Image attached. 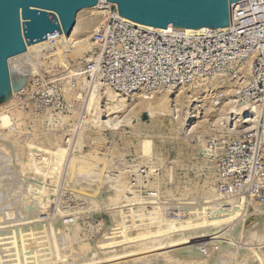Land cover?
<instances>
[{
  "label": "rangeland",
  "instance_id": "1",
  "mask_svg": "<svg viewBox=\"0 0 264 264\" xmlns=\"http://www.w3.org/2000/svg\"><path fill=\"white\" fill-rule=\"evenodd\" d=\"M247 20L248 19L244 18V21H247ZM263 24L264 23H262V25ZM260 26L261 25L256 26L255 27L256 29L253 31L246 30V31H250L249 33L257 34V36H256L257 39H255L254 41H252V40L248 41L250 43V45L244 44V41H243L244 37H240V38L235 37V38H232L231 40H227V39H229V36L223 37L222 39L224 41L221 42V44H218L217 42L215 44L213 42L204 43V45H207L211 49V55L214 57V59L211 60L209 62V64H207L206 69L204 70V74L205 73L206 74H208V73L220 74L217 76L220 77V79L223 80V82H225L226 84L224 83L222 86L220 85L218 87L215 86L214 87L215 89L212 87V89H214V90L207 87L208 89H206V91L208 93L209 92L210 93L208 94V96L205 97V98H207L205 100V102L208 101L209 103H211L214 109L212 108L213 110H210V112L208 113V119H207L208 121L204 123V125H206V124L207 125L206 126L203 125L202 126L203 128L197 132L199 134H196L197 136L195 135V137H193V138H191L192 135L191 136L188 135L189 137L186 135L187 134L186 123L182 124L181 127L180 126L177 127L175 120H174L175 118L172 115L169 114L166 116H156V117L152 118V117H149V115L147 113H145L143 110H139V109H137L138 112H135V111L132 112V111H129V109L127 111L126 109H124L125 112H123L124 110H122V112L116 113L117 115L118 114L120 115V116L118 115L116 117L117 121H120V118L122 120H124L128 117L127 120L129 123H127V120L124 122L120 121L121 124H119V126L117 127L119 129H117V128H116V130L113 129L114 131L111 129L112 126H110V125H111L112 120L115 119L114 117L116 114L113 116L112 115L108 116V115L103 114L100 117L99 121L102 122V126L104 124L103 122H106V124H108L107 126L106 125H104V127L100 126V124H101L100 122H97V124L95 122L91 123L88 120L89 118L86 116V114L83 111V108H82L83 106H81V104L83 105V103L80 102L81 103L80 104L79 101H77V99H75L74 97H73V99H71L72 97H70V96L67 97V95H65L64 97H62L60 95V92H59L60 86L58 85L59 83L57 82L59 79V76H57L59 74V72H56L57 70H53V69H51V70H43V69L38 70L36 77H35V82L32 83L33 86L30 85V88H28L22 94L18 95V98H16L17 100H19L18 101V104L20 105L19 108H21V111L23 112V114L30 115L29 117H27L26 119L23 120V122L25 124L23 126V128H24L23 132L24 133L22 132L23 134L20 135L21 139H18V140L22 144H25L29 141H33L35 143H41L42 142V144H45L46 146H52V147H55L56 144H60V145H64V146L66 144H68V145L65 146L67 154L65 155V160L63 162L64 167L62 166L61 172H59L58 178L57 179L55 178V180L54 179L50 180L49 178L43 179V177H45V174L47 173L44 170H46V168L48 166L40 168V169H43L44 172L39 173V175L40 174H42V175L38 176V178L37 177L35 178L29 174H24V175L21 174L19 171V168H17V170H15V171L12 170L15 168L14 167L15 165H16V167L18 165V164H15L16 162L18 163V161H17L18 157H17V153L15 154L14 152L18 151L17 147L19 148V146H16V144L12 143V141L5 140L4 142L7 144H3L4 148H6L7 146H10V147L13 146L12 148L14 150L12 152H10L11 150H9V151L4 150L6 153L2 152L3 150L0 151V158L2 160H4L3 162H0V163L4 164V162L6 161L5 158H8L7 161H9V163L5 162V165H2L3 167L0 166L1 167L0 168V222H3V223L9 222V223H7V226L10 223L12 224V226L18 225V224L21 225V223H22L23 226H21V227L17 226L16 227L19 230H17L15 227H14L15 229L11 228L10 225H9L10 227L9 226L5 227L7 229L9 228V230L14 229L15 231L14 230L12 231V232H14V236L20 231H22V235H23V232H24L23 228H25V224H29V226L32 224L33 225L32 228H34V227L36 228V226L38 228V225H39L40 230L38 228V232H40V231L42 232L39 234V233H35V231H34V234H37V235H35L34 237L31 236V240L32 241L34 240L33 243L30 241L33 244V246H32L33 248L32 247L31 248L34 249L33 252H36V250L38 249L37 250L38 253H36L37 254L36 257L37 256L38 257L37 258L35 257L32 260L28 259L27 264L28 263L29 264H31V263L38 264L39 261L41 262L42 260L48 259L47 257H49V255H48L49 250L53 249L54 247L50 246V243H51V245H53V240H52V242H47L46 240H48V239L50 240L51 238L53 239L54 236L52 237V235H54L53 233H55V232L57 234L56 236L58 238L59 250H61L60 251L61 254L65 252L67 255L72 253V250H74L73 248L77 249L78 245H81V246L85 245L87 248L90 247L89 251H93L95 243L97 242L99 236L102 233H104L105 231L108 230L107 234L110 235L114 232L115 228L113 227L114 230L112 229V227L110 226L111 222L107 218V215L109 213H111L112 211L106 212L104 210L105 208L103 206V204H104L103 201L107 199L108 195L112 194V192H113L112 189L110 187L106 188L105 186L102 185L98 189L99 193H96V191H97L96 186H94L92 188L91 187L87 188L85 180H84V183L82 181L85 177L84 176L82 177L80 175H79V177H82L81 178L82 182L79 181L80 179L78 180V178H79L78 176H77V179H75L76 176H72V179L78 180V181H75L76 183L78 182L77 186H75L76 183L69 176V172H66L68 170L69 157H71V155L75 154V153L86 154L87 151H91L93 154L101 156L100 158L106 159V162L110 160V163L108 162V166L110 164L112 167H111V169H108L107 171H105L102 174V176H104V178L106 177V178L110 179L109 181H113V180H115L116 177H119V179H118L119 183L122 181V183H120L119 185L123 186L122 187L123 189H125V188L129 189V192H127L128 189L123 190L124 194H122V202L126 203V201L129 199H140V198H148V197H156V196H158V199L164 198L165 201L162 200L164 203L162 201H160V203H159L160 206L163 205V207H164L163 209H162V207H160L161 208L160 212L162 211L161 215L164 217L163 218L161 216L162 219H166V220H173L174 219L177 223H180V222L183 223V222L189 221L190 219H193V216L191 217V215H192L194 208H195V210H197L199 212V209L204 207V206H202V204L204 202L203 196L209 195V193L210 194H218L219 193L218 196L220 199H219V201H216L217 203H214V204H217L218 206H215L213 204L215 207H218L219 212H217L218 211L217 208H216L217 209L216 210L215 208L211 209V207L209 208V206H206L211 211L213 210L214 213H219V214L222 213L223 215H227L228 213L230 214V212H229L230 209H231L230 211L235 212V211H237L235 208L239 207L237 209L239 210V213H241V214H239L240 218L238 216L237 220H234L235 221L234 223L231 222L229 225H227V224L222 225L221 229L218 231L220 234L217 233L220 235V236L218 235L219 239H221L222 236L225 237V238H223L224 240L227 238L225 240L226 241L225 243L229 244V245H226L230 248L229 249L227 247L228 250L231 252V250L233 249V251H236L237 254L234 253L235 256L233 255L230 258L229 256H231V254H229V251L226 248L224 256L221 255L222 258L224 257L223 258L224 260H222V258L219 257L218 260L217 259L212 260L211 264H215V263L220 264L219 262H221V263L224 262L225 264H241L242 262L240 260V255H241L242 251H245V249L246 250L256 249L258 251L260 250V253L264 252V250H263L264 249V242L262 241V239H264V238H261L264 235V231H263L264 225L260 226L261 228L258 227V229H260V231L262 230L261 231L262 233H256V232H260L258 229L255 232V230H256L255 228H257V227L252 228L255 226L254 224L256 223V221H254L255 219H253V218H257L256 220L258 221V218H260L259 216L264 217V51L261 50V47L262 48L264 47V35H262V32H263L262 28H258ZM99 27H100V25L96 26L95 30L98 29ZM245 34H247V33L245 32L242 35H245ZM246 54H249V55H246ZM218 59H223V61L216 63V60H218ZM261 61H263V67L260 65ZM234 62H236V63H234ZM214 75H216V74H213L211 76V78L214 77ZM60 83L63 86V83L62 82H60ZM102 85H104V87L105 86L109 87L108 84H102ZM227 85H228V87L231 88V90L232 89L234 90L233 92H235L233 94L234 96L233 95L231 96L229 102L232 101L234 104L233 106H235L236 108L234 109V107L231 106L233 108V111L232 110H230L231 112L227 111L228 114H227V112H225L224 116L221 120L222 122L219 121V124H221V125H218V126H221V127L217 126L218 128H216V126L213 125L214 123L211 122L212 117L216 115L214 110H217V108H219L220 105L222 104L223 100L227 99L224 92H223V89H220V87H225ZM210 86H213V85H210ZM63 88H64V86H63ZM109 89H111V88H109ZM171 91H174V90H171ZM171 91H169V92H171ZM67 92H66V94H67ZM69 93H70V91H69ZM135 93H139V94L144 93V95L150 94V93H155L156 97H160L159 96L160 94H158V93H165V92L164 91H160V92L138 91ZM235 94L237 96H235ZM124 95H126L127 97L126 96L125 97L128 98L132 94H124ZM69 98L71 99L70 101L68 100ZM194 99H190V102L188 104L193 103V105H195ZM205 102H204V104H205ZM232 102H231V104H232ZM1 103H3V102H1ZM78 104H80V105H78ZM244 105H247L245 107L246 109H243ZM237 106L240 109H238ZM242 106H243V108H242ZM247 108L249 109L248 111H247ZM134 110H136V109H134ZM257 110H258V112H257ZM249 111H251V112L249 113ZM128 112H132V114L129 113V114L125 115ZM233 112L238 113V114H234ZM252 114L256 115V118H258V119H256V123L251 122V119H248V118H252L251 117V116H253ZM122 115H125L126 118L122 117ZM257 115H259V116H257ZM103 116H105V117H103ZM197 116L199 117V115H197ZM237 116H239V117H237ZM32 117H35V118H32ZM61 117H62V119H64L63 121H62ZM67 117H69V118H67ZM110 117L113 119L111 120ZM240 117H241V119H240ZM234 119H235V121H234ZM106 120H109L110 122L106 121ZM248 120H250V121L248 122ZM87 121H89L91 124L88 123ZM196 121H197V119H196ZM233 121L236 122L237 124L234 123ZM125 122H126V124H123ZM98 125L100 127H98ZM254 125H255V127L252 128V126H254ZM105 126L106 127L110 126V127L105 129ZM82 128H83V130H82ZM102 128H104V129H102ZM99 129H101V130H99ZM108 129H110V130H108ZM243 130H245V131L242 132ZM247 130H249V131H247ZM28 131H29V133H28ZM236 132H238V133H236ZM80 136L83 137V138H81L82 140L80 139ZM185 136L187 139L185 138ZM55 137H58V138H55ZM146 138L151 139L153 141L152 153H151V156H149L148 160L146 159L147 157L144 158L143 156L139 155V154H141V149L139 146L142 142L140 140H143ZM70 139H71V141H70ZM0 140H2L1 136H0ZM67 141H69V142H67ZM74 141H76V142H74ZM77 141H80V142H78V143H80V146H78L79 144H77ZM65 142H67V143H65ZM9 144H12V145H9ZM74 144H76L78 147ZM0 145H1V143H0ZM137 145H139V146H137ZM14 146H16V147H14ZM0 149H2V148L0 147ZM70 153H72V154H70ZM114 154H116V155H114ZM1 155H3L5 158L3 159L1 157ZM10 156H12V157H10ZM13 156H15L14 157L15 159L13 158ZM139 157H142V158L140 159ZM159 157H160V159H159ZM137 158H139V159H137ZM143 158H144V160H143ZM14 161H16V162H14ZM111 161L113 162V164ZM126 163L130 167H127ZM140 163H143V164H140ZM121 164L124 166H122ZM11 165L13 167L10 168ZM124 169H126V170H124ZM40 171H42V170H40ZM118 171H119V174L122 172V174L120 176H118L119 175ZM14 172H16V173H14ZM110 172H112V173H110ZM4 174L5 175L7 174V176H5ZM10 175H13V176H11L13 178H10ZM46 175H49V174L47 173ZM67 175L69 176V178ZM30 176H32L33 179H31L32 177H30ZM52 176L53 175L48 176V177L51 178ZM113 176H114V179H113ZM136 176H138V177H136ZM6 177H8V178H6ZM39 177L42 179H40ZM106 178H105V180L108 181V179H106ZM37 179H39L40 181ZM135 179H137V181L139 180L138 186L136 184L137 181ZM145 179H147V180H145ZM41 180H43V182ZM53 180H54L55 185L53 183ZM157 180H158V182H157ZM124 181H127V182L124 183ZM41 182H42V184H41ZM43 183H45V184H43ZM46 183H48V184H46ZM71 183H72V186H74V188L72 186H70ZM144 183H145V185H144ZM122 184H125V186ZM157 184H159V185H157ZM51 185L55 186V187H53L54 189H52ZM83 186H86V187H83ZM135 186H137V187H135ZM151 186H152V188H151ZM82 187L84 190L82 189ZM129 187H132V188H129ZM27 188H29V189H27ZM42 188H46V190H42ZM136 188L138 189V191H135L137 193L130 192L131 189L135 190ZM49 189L51 191H49ZM76 189H78V190H76ZM212 189H213V191H212ZM27 190H29V191H27ZM167 190H169V191H167ZM38 191L40 192V194H38ZM41 191H42V193L45 191L44 192L45 194L47 192L48 193L46 195H44L41 193ZM79 191H82V192H80L81 194L79 193ZM203 191H206V192L208 191L209 193L207 192L208 194H204L205 192L203 193ZM50 192H53L54 194L52 193V195H50L51 194ZM83 192H85V193H83ZM201 192H202V194H200ZM165 193L166 194L168 193V194L165 195ZM169 193L170 194L172 193L171 194L172 196ZM198 193L200 194V196L198 195ZM24 194L26 195L25 197H24ZM73 194H75V195H73ZM91 194L94 196H87V195H91ZM158 194H160V195H158ZM2 195L6 196L4 200H1ZM123 195H124V197H123ZM135 195H137L138 197H135ZM161 195H163V196H161ZM245 195H246V197H244ZM42 196H44V197L42 198ZM45 196H46V198H45ZM143 196H146V197H143ZM185 196H187V197H185ZM191 196H193L195 198L192 199ZM51 197H53V198H51ZM80 197H82V198H80ZM91 197H92V199H90ZM132 197H134V198H132ZM190 197H191V199H189ZM37 198L38 199L40 198L41 200H38ZM170 198H172V200H170V202H169ZM241 198H243L242 201L240 200ZM43 199H44V201H42ZM45 199H48V201ZM185 199L188 200L189 203L188 202L187 203L189 205H182L185 203V202H183V201H186ZM49 200H51V201H49ZM100 200H101V202H100ZM40 201L42 202L41 204L38 203ZM45 201L47 202V204L43 203ZM176 201H177V203H176ZM191 201H193V202H191ZM167 202H168V204H167ZM223 202H224V204H223ZM241 202H243V203H241ZM239 203L243 207V210H242V207L238 205ZM27 204L31 205V207L26 206ZM248 204H250V205H248ZM257 204L259 206H257ZM40 205L43 207H41ZM45 205H46L47 210L44 209ZM213 205H212V207H214ZM231 205L234 207V209ZM243 205H246V206H243ZM47 206H49V208ZM167 206L170 208H167ZM256 206H257V208H256ZM116 207H118V206H116ZM25 208L28 211L29 210H31V211L28 212L27 210H25ZM42 208H43V210H42ZM174 208H176V209H174ZM125 209L120 208L118 210L116 209V211H123L124 212V210H125V212H126V211L130 210L129 207H126ZM82 210H83V212H81ZM131 210H133V213H135L137 211V208L131 207ZM208 210H206L207 213L212 214L211 212H208ZM223 210L227 214L223 213ZM227 210H228V212H227ZM22 211L23 212L26 211V212L23 213ZM58 211H61L63 213L67 212V213H65L66 215H69V213H70V215H74L73 217L65 219V220H67L66 222H68V223L75 224L76 222L80 221L78 223H80L83 228H81L78 235H75V234L72 235L73 231L69 230V228H66L68 231L66 229H64L62 234L61 233L58 234V231L53 232V230H52L53 227L51 225H53L54 227H57L55 225L56 224L58 225V223H59V219L56 218V213ZM68 211H71V212H68ZM74 211H76V212L74 213ZM113 212H115V211H113ZM151 212H153V210L150 208V206L145 207V209L142 212L145 215V217H143V220H141V221L144 222L145 225L149 224L152 220V218H148L149 216L152 217L149 214ZM179 212L180 213L182 212V214H180ZM194 212L196 213V211H194ZM35 213H36V216H37V214L40 216V217L37 216V217H39L37 219L40 220V222H38V220L35 218L36 217L34 215ZM85 213H86V215H85ZM31 214H33L35 217ZM53 214H55V215H53ZM165 214H167V215H165ZM23 215H24V217H23ZM201 215L204 216V213H202ZM257 215H259V216H257ZM26 216L29 217V219L30 218L31 219L28 221L25 220L23 222L24 219H28ZM32 217H34V218H32ZM47 217H49V219ZM188 217L189 218L191 217V218L189 219ZM246 218H247V220H246ZM261 219H262V217L260 218V220ZM12 220L13 221L18 220L19 223L14 222V224H13ZM185 220H187V221H185ZM30 221L31 222L34 221V224H33V222L31 223ZM126 221H124V222H126ZM26 222H28V223H26ZM45 222H47V223H45ZM46 224L49 225V226L45 227V230L48 229L47 231L48 232L50 231L49 236H48V234H44V232H45L44 229H42L43 231L41 230V228H44L42 226H45ZM144 224H142V225H144ZM252 224H253V226H251ZM125 225H126L125 229L128 230L127 228H129V230H130V226H131L130 221H127L125 223ZM225 225H227L226 228H225ZM3 226H5V225L3 224L1 227H3ZM26 226H28V225H26ZM31 226L25 228L26 229V231L24 233L25 236L28 235V233H30L27 231L29 229H31ZM240 226H241V228H240ZM48 227L51 229L49 230ZM102 227H104V228H102ZM106 227H107V229H106ZM223 227L225 228V230H222V229H224ZM5 228L3 227L2 230L0 229V234L1 233L6 234L9 232L11 233V231H9L7 229L5 230ZM27 228H28V230H27ZM234 229H235V231H234ZM253 229H254V231H253ZM246 232H248L251 235L249 236V234ZM2 234L0 235V239L2 241H4L3 240V239H5L4 236L7 237V235H4V234L2 235ZM223 234H225V236ZM244 234L246 235L245 237H244ZM12 235L13 234H10L8 236V238ZM42 235L43 236L46 235L47 237H50V238H47L46 236L43 237ZM59 235H61V236H59ZM17 236H19V239H18L19 245L20 246L23 245V243L21 242L22 240L20 238L21 234L20 235L17 234ZM17 236H15V237H17ZM39 236L40 237L42 236V238H40ZM111 236L112 235H110L109 237H111ZM28 237H30V236H28ZM28 237H27V240L30 239ZM60 237L62 238L63 241L60 239ZM37 238H39V239H37ZM44 238H45L46 242L44 241L43 243H41V241H43L42 239H44ZM68 238L71 241H69ZM73 238H76V239H73ZM238 238H240V239H238ZM248 238H252V239L250 241H248ZM25 239H26V237H25ZM65 239H66V241H65ZM19 240H21V241H19ZM27 240L25 241V243L26 242L28 243ZM2 241L0 242L1 243L0 244V254L4 253L2 256L0 255V258H1L0 262H3L2 264H9L8 262L13 261V260H15L17 263L18 261H17L16 257H18V258L20 257L21 259L23 258L25 260V257L29 258V257L33 256V255L28 256L29 255L28 253H30L31 252L30 250H32V249H29V250H26L27 251L26 253L28 254L27 256H24V254H26V253L23 254V251H22V253L20 252L21 256L13 257L15 259L11 260L12 259L11 256L13 254H15V251H13L14 252L13 254H12V252L9 253V251L5 253V251H7V249H9V248L6 249V247H8V246H6V244H5V246H6L5 247L4 242L8 244L10 241L9 242L7 240H5L4 242H2ZM227 241H229V242L227 243ZM39 242L41 243V245H43V247L44 246L45 247L44 248L43 247L38 248L39 246H37V245H40ZM70 242H71V244H70ZM28 244H26V245H28ZM47 244H49V245H47ZM86 244L89 246H87ZM70 245H72V246H70ZM2 246H4V248ZM47 246H49V247H47ZM74 246H76V247H74ZM71 247H73L72 250H70ZM66 249H68V250H66ZM200 249L202 250L201 253L204 256L205 255L204 245H201ZM50 251L53 252L54 250H50ZM10 254H12V255L10 256ZM7 256H10L11 258L10 257L7 258ZM22 256H24V257H22ZM41 256H42V258H40ZM227 257H229L230 260H227V259H229ZM38 258H39V261H36V260H38ZM43 258H45V259H43ZM2 259H3V261H2ZM4 259H6L7 263H5ZM231 259L233 260V262L231 261ZM67 260L72 261V258H68ZM224 263H222V264H224ZM10 264H12V263H10ZM14 264H15V262H14ZM23 264H25V261Z\"/></svg>",
  "mask_w": 264,
  "mask_h": 264
},
{
  "label": "bare ground",
  "instance_id": "2",
  "mask_svg": "<svg viewBox=\"0 0 264 264\" xmlns=\"http://www.w3.org/2000/svg\"><path fill=\"white\" fill-rule=\"evenodd\" d=\"M103 1H105V0H98L99 3L96 6L90 7V8H85V9H82L81 11H79L76 14L75 24H74L71 32L67 36H65L64 32L61 33V34H50L42 42H38V43H33L31 45H27L26 46V50H25L24 53L9 59L8 66H9V69H10V72H11V75H12V81H13V83L15 82L14 83L15 86L16 85L20 86V88L17 91H16V89H14L12 91L11 96L7 99V101H5V102L0 104V136L2 138V140H0V143H1L0 147L2 148V149H0V151L3 150L2 152H5L6 150H8V151L11 150L10 152H12L14 150L12 148L13 146H11V147L7 146L6 148H4L3 144H7V143L4 142L5 140L12 141V143H15L16 146H19V148L17 147L18 151L14 152L15 154L17 153V157H18L17 161H18V163L16 161H14V162H16L15 164H18V165H17V167L15 165L14 167L16 169L14 168L12 170L15 171V170H17V168H19V171H20L21 174H23V175L24 174H29V175H32L35 178L36 177L38 178V176L42 175V174L39 175V173H42V172L46 171L49 175H46L47 174L46 173L45 177L42 176L43 179L44 178H49L50 180L51 179L55 180V178L56 179L58 178L59 172H61V169H62V166H63V162L65 160V155L67 154L65 146L68 145V144H66L65 146L64 145H60V144H56L55 147H52V146H46L45 144H42V142L41 143H35L33 141H29V142H27L25 144H22L18 140V139H21L20 135L24 133L23 132L24 131L23 126L25 124H24L23 120L26 119L27 117H29L30 115L23 114V112L21 111V108H19V106H20L18 104L19 100H17L16 98H18V95L22 94L28 88H30V85H32V83L35 82L36 74H37L38 70H40V69H43V70H51V69H53V70H57L56 72H59V74L57 76H59L61 78L60 81L63 83L64 90L66 89L65 91L66 92L68 91L67 94H66L67 97L70 96V97H72L71 99H73V97H74L75 99H77V101H79V103L80 102L83 103V105L81 103L80 104H81V106H83L82 107L83 111L86 114V116L89 118L88 120L91 123L95 122L97 124V122H100L99 119H100V117L103 114L108 115V116H111V115L113 116V115H115L118 112H122V110H124V109H126L127 111L129 109V111H132V112L133 111L138 112L137 109H139V110H143L145 113H147L149 115V117H152V118L156 117V116H166V115H169V114L172 115L175 118V119L174 118L173 119L175 120V123H176L177 127L178 126L181 127L182 124L186 123V126H187V130H186L187 134L186 135L187 136L188 135L189 136L192 135L191 138H193V137H195L196 134H199L197 132L200 129H202L203 128L202 126L204 125V123L208 121L207 120L208 119V113L210 112V110H213L214 108H213L211 103H209L208 101H207L208 103L205 102V100L207 99L205 97L208 96V94L210 93V92L208 93L206 91V89H208L207 87L212 89V87L214 88L215 86L216 87H218L220 85L222 86L225 83L217 75H214V77H212V78L211 77L205 78L204 82H202V83H200L199 81L197 83L196 82H189L187 84H183V86H180V88L175 89L174 91H171V92L168 91V92H165V93H158V94H160L159 95L160 97H156L155 93H150V94H145V95H144V93H140V94L139 93H133L130 97L126 98L127 97L126 95H124L122 93L114 92L113 90L109 89V87H106V86L104 87V85H102V83L100 82V80L98 78H95L92 81H88L89 78H88V75L86 74V72H84L85 69L82 68V62H83L84 59H87V56H85V55L88 52H90L92 50L93 46H94L93 41H92V37H91L92 32L95 30L96 26L102 24L105 21L106 15H108L107 10H102L99 7L100 2H103ZM246 3L248 4L249 1L246 0V1L238 2V3H235V4L232 5L233 9L234 8H237V9L233 13V15L231 14V24L227 28H220V29H216V30H209V29H205V28H200L198 30L181 29L180 31H182L186 35H197V36H200V35H204V36L216 35L217 36L219 34L226 33V32H228V31H230L232 29L235 30V31L240 30V29H242L244 27V25L242 27L238 28L237 26H239V22H237L235 24V28H234L233 21L234 20L237 21V19H238V10H240V8ZM108 6H111V4L107 3V7ZM120 19L123 22H125V23H127L129 25L136 26V27H139V28H145V29H148V30H154V31H157V32H166L167 30L174 29V27H172V25H169L166 29H157V28H153V27H150V26H145V25L134 23V22H132L130 20H127V19H125V18H123L121 16H120ZM51 36H55L53 38L55 40L54 44H52V42L50 40ZM210 85H213V86H210ZM214 89H212V90H214ZM220 89H223V92H224V94H225L227 99L223 100L222 104L220 105L219 108H217V110H214L216 115L212 117V121L211 122L214 123L213 125H215L216 128L221 127V126H218V125H221V124H219V121L222 120L225 112H227V111L231 112L230 110L233 111V108L231 106L234 105L232 101H231L232 104H231V102H229L231 96L235 93V92H233L234 90L233 89L231 90V88L228 87V85L225 86V87H220ZM69 91H70V93H69ZM235 96H237V95L235 94ZM71 99L69 98L68 100L70 101ZM190 99H194L195 100L194 101L195 105H193V103L192 104H188L190 102ZM204 102H205V104H204ZM80 104H78V105H80ZM246 106L247 105H244V108H243V106H242V108L246 109L245 108ZM233 107H234V109L236 108L235 106H233ZM134 109H136V110H134ZM238 109H240V108L238 107ZM248 110L249 109L247 108V111ZM123 112H125V110ZM132 112H128V113H126V114L124 113V114L125 115H127L129 113L132 114ZM250 112L251 111H249V113ZM257 112H258V110H257ZM227 114H228V112H227ZM234 114H238V113H234ZM118 115L117 114L115 115V117H114L115 119L110 117L111 120L113 119L112 122H111V125H110V126L113 127V128L111 127L112 130L113 129L116 130V128L119 126V124H121L120 121L124 122L128 118V117L126 118L125 115H122V117H124L126 119L122 120L120 118V121H117L116 117ZM197 115H199V117ZM257 116H259V115H257ZM103 117H105V116H103ZM237 117H239V116H237ZM251 117L252 118H248V117L247 118L251 119V122H255L256 123V119H258V118H256V115H253ZM32 118H35V117H32ZM67 118H69V117H67ZM61 119H62V117H61ZM196 119H197V121H196ZM235 119H234V121H235ZM240 119H241V117H240ZM63 120L64 119H62V121ZM89 121H87V122L90 123ZM106 121H109V120H106ZM249 121L250 120H248V122ZM100 123H99L100 126H102V122H100ZM103 123L104 124H103L102 127H104V125H106V126L108 125V124H106V122H103ZM127 123H129L128 120H127ZM234 123H236V122H234ZM123 124H126V122L123 123ZM206 125H204V126H206ZM100 126L98 125V127H100ZM106 126H105V129L110 127V126L109 127H106ZM253 127H255V125L252 126V128ZM102 129H104V128H102ZM117 129H119V128H117ZM82 130H83V128H82ZM99 130H101V129H99ZM108 130H110V129H108ZM249 130H247V131H249ZM244 131L245 130H243L242 132H244ZM28 133H29V131H28ZM236 133H238V132H236ZM55 138H58V137H55ZM81 138H83V137L80 136V139ZM185 138H186V136H185ZM70 141H71V139H70ZM140 141H142L140 146L137 145L141 149V154H139V155L143 156L144 158L147 157L146 159L148 160L149 156H151V153H152L153 141L151 139H147V138L143 139V140H140ZM67 142H69V141H67ZM67 142H65V143H67ZM74 142H76V141H74ZM78 142H80V141H77V144H79L78 146H80V143H78ZM9 145H12V144H9ZM74 145H76V144H74ZM16 146H14V147H16ZM70 154H72V153H70ZM114 155H116V154H114ZM15 156H13V158ZM1 157L3 159L5 158L3 155H1ZM10 157H12V156H10ZM100 157L101 156L95 155L91 151H87L86 154H81V153L72 154L71 157H69L68 170L66 172H69V176L71 177V179H72V176H76L75 179H77V176L79 177V175L82 176V177L84 176L85 178L82 180L83 183H84V180H85L87 188L88 187L92 188V187L96 186V188H97L96 189L97 191L95 190L96 193H99L98 189L102 185L105 186L106 188L110 187L112 189V191H113L112 194L108 195L107 199L103 201L104 202L103 206H104V208H105L104 210L106 212L112 211L111 213H109L107 215V218L112 224V225L110 224L112 229L114 230V228H115V230H114L115 233L113 232L112 234H110L112 236L109 237L110 235L107 234L108 230L107 231L104 230L105 232L102 233L99 236L97 242L95 243L93 251H89L90 247L87 248L85 245H82V246L78 245L77 249L71 247L70 250H72V248L74 250H72V253L68 254L69 255L68 256L65 252L61 254V252H60L61 250H59L58 238L56 236L57 234L55 232V233H53L54 235L51 234L52 237L54 236L53 239L51 238L50 240L49 239L46 240L47 242H52V240H53V245H51V243H50V246L54 247V248L50 249V250H54L55 252L54 251L53 252L55 254L49 250L50 254L48 253V255H49L50 258L49 257H47L48 259L43 258L45 260L41 259L42 260L41 262L39 261V258H38V260H36V261H39L38 264H211L212 260H214V259L218 260L219 257L222 258L221 255L224 256L225 250L228 247L226 245H229V244L225 243L226 242L225 240L227 238L225 240L223 239V238H225L223 236H222L221 239L218 238L220 236L219 235L220 233L218 231L221 229L222 225H224V224L229 225L231 222L234 223L235 222L234 220H237V217L239 216V214H241V213H239V210L237 209L239 207L236 206L237 208H235V209L237 211H235V212H232V211H230L231 209L230 210L228 209L230 214L229 213L227 214L223 210V213H226L227 215H223L221 212L220 213L222 215L219 214V213H214L213 210L211 211L209 208L211 207V209H213V208H215V209L217 208L218 209V207H215V206H218V205L214 204V203H217L216 201H219V199H220L219 196H218L219 193L218 194H210L207 191L209 193V195L203 196L204 197V199H203L204 202H203L202 206H204L203 207L204 209L201 208V209H199V212H198L194 208L193 212L196 211V213L192 212L191 217L193 216V219H190L191 217L190 218L188 217L190 220L189 219H188L189 221L185 220L187 222H183V223H181V222L177 223L174 219L173 220L162 219L161 218V216H162L161 212L162 211L160 212V210H161L160 207H162V209L164 207H163V205L160 206L159 203L162 200L165 201L164 198L163 199H161V198L158 199V196H156V197H148V198H140V199H129V200L126 201V203L122 202V194H124L123 190L128 189V188L124 187L125 189H123L122 188L123 186L119 185L120 183H122V181L119 183V180H118L119 177H116L115 180H113V181H109L110 179L105 177L106 179H108L109 182L105 180V178H104V176H102V174L105 171H107L108 169H111L112 166L110 164L108 166V162L110 163V160L106 162V159H102ZM139 158L141 159L142 157H139ZM139 158H137V159H139ZM144 158H143V160H144ZM5 159H6L5 162L9 163V161H7L8 158H5ZM159 159H160V157H159ZM1 160L2 159L0 158V162L4 161V160H2V161ZM5 162H4V164L0 163V166L3 167L2 165H5ZM112 164H113V162H112ZM140 164H143V163H140ZM45 166L46 167L48 166L46 168V170L43 171V169H40L41 167H45ZM122 166H124V165H122ZM11 167H13V166L11 165L10 168ZM127 167H130V166H128V164H127ZM40 170H42V171H40ZM124 170H126V169H124ZM16 172H14V173H16ZM110 173H112V172H110ZM118 174H119V171H118ZM121 174H122V172L118 176H120ZM51 175H53L52 176L53 178L52 177L51 178L48 177V176H51ZM5 176H7V174ZM11 176H13V175H10V178H13ZM32 176H30V177H32ZM69 176H68V178H69ZM33 177L31 179H33ZM82 177H79L78 180L80 179L79 181H81ZM136 177H138V176H136ZM6 178H8V177H6ZM40 179H42V178H40ZM75 179H72V180H74V182L78 181V180H75ZM113 179H114V176H113ZM37 180H39V179H37ZM54 180H53V183H54ZM135 180L137 181V179H135ZM145 180H147V179H145ZM41 181L43 182V180H41ZM138 181L136 183L137 186H138ZM42 182H41V184H42ZM125 182H127V181H124V183ZM157 182H158V180H157ZM43 184H45V183H43ZM46 184H48V183H46ZM77 184H78V182L76 183L75 186H77ZM54 185H55V183H54ZM54 185H51L52 189H54L53 188V187H55ZM122 185L125 186V184H122ZM144 185H145V183H144ZM157 185H159V184H157ZM70 186H72V183H71ZM86 186H83V187H86ZM137 186H135V187H137ZM72 187L74 188V186H72ZM83 187H82V189H83ZM129 188H132V187H129ZM151 188H152V186H151ZM27 189H29V188H27ZM136 189L135 190L131 189L130 192L133 193L135 191H138V189L137 190ZM42 190H46V188H42ZM76 190H78V189H76ZM27 191H29V190H27ZM39 191H38V194H40ZM49 191H51V190L49 189ZM167 191H169V190H167ZM212 191H213V189H212ZM44 192L42 193V191H41V193L44 194V195H46L48 193L47 191H46L47 192L46 194ZM53 192H50L51 194L50 193L49 194L52 195ZM80 192H82V191H79V193ZM127 192H129V189H128ZM207 192L203 191L204 194H208ZM83 193H85V192H83ZM135 193H137V192H135ZM75 194H73V195H75ZM167 194L165 193V195H167ZM200 194H202V192ZM200 194L198 193L199 196H200ZM158 195H160V194H158ZM25 196L26 195L24 194V197ZM87 196H94V195L91 194V195H87ZM161 196H163V195H161ZM5 197H6L5 195H2L1 200H4ZM43 197L44 196H42V198ZM123 197H124V195H123ZM135 197H138V196L135 195ZM143 197H146V196H143ZM185 197H187V196H185ZM191 197H192V199L195 198L193 196H191ZM191 197L189 199H191ZM244 197H246V195ZM40 198L39 199L37 198V199L41 200ZM45 198H46V196H45ZM51 198H53V197H51ZM80 198H82V197H80ZM132 198H134V197H132ZM90 199H92V197ZM45 200L48 201V199H45ZM170 200H172V198L169 199V202H170ZM240 200L242 201L243 198H241ZM42 201H44V199ZM49 201H51V200H49ZM100 202H101V200H100ZM183 202H185V203L182 204V205H189L188 204L189 203L188 200L183 201ZM191 202H193V201H191ZM38 203L41 204L42 202L40 201ZM43 203L47 204L46 201L43 202ZM176 203H177V201H176ZM241 203H243V202H241ZM167 204H168V202H167ZM223 204H224V202H223ZM212 205L214 207H212ZM238 205L241 206L240 203ZM248 205H250V204H248ZM26 206H28V207L30 206L31 207V205H28V204ZM116 206H118V207H116ZM148 206H150V208L153 210V212L149 213L152 217H150V216L148 217V218H152V220H151V222L149 224L145 225L144 222L141 221V220H143V217H145V215L142 212L145 209V207H148ZM206 206H209V208H207ZM243 206H246V205H243ZM257 206H259V205L257 204ZM257 206H256V208H257ZM41 207H43V206H41ZM47 207L49 208V206H47ZM126 207H129L130 210L125 212V210H126L125 208ZM131 207H136L137 211L135 213H133V210H131ZM120 208H124L125 209L124 212L123 211H116V209L118 210ZM167 208H170V207L167 206ZM44 209H46V205H45ZM174 209H176V208H174ZM233 209H234V207H233ZM25 210H27V209L25 208ZM42 210H43V208H42ZM206 210H208V212H211L212 214L207 213ZM228 210H227V212H228ZM242 210H243V207H242ZM30 211L31 210H29L28 212H30ZM113 211H115V212H113ZM25 212H23V213H25ZM68 212H71V211H68ZM75 212L76 211H74V213ZM81 212H83V210ZM217 212H219V209H218ZM65 213H67V212H65ZM65 213H63L61 211H58L56 213V218L59 219V223H58V225L54 224L57 227H54L53 225H51L53 227L52 228L53 232L54 231H58V234L59 233L62 234L64 229L69 228V230L73 231L72 235H74V234L78 235V233L80 232L81 228H83L82 225L80 223H78L80 221L76 222L75 224L66 222L67 220H65V219L73 217L74 215H70V213H69V215H66ZM202 213H204V216L201 215ZM180 214H182V212ZM31 215H33V214H31ZM34 215L36 216V213ZM53 215H55V214H53ZM85 215H86V213H85ZM165 215H167V214H165ZM37 216H39V215L37 214ZM37 216L35 217L36 219L40 217V216L39 217H37ZM257 216H259V215H257ZM23 217H24V215H23ZM34 217H32V218H34ZM259 217L260 218L262 217V219L260 220V218H258V221L256 220L257 218H253V219H255L254 221H256V223L254 224L255 226L252 227V228L257 227V228H255L256 229L255 232L257 231L258 227L261 228L260 226L264 225V217L263 216H259ZM27 218L28 219H24L23 218L24 219L23 222L25 220L28 221V220L31 219V218L29 219V217H27ZM47 218L49 219V217H47ZM239 218H240V216H239ZM125 219L127 221H130V225H131V226L129 225L130 226V230H129V228H127L128 230L125 229L126 228L125 226L127 225V224L125 225V223L127 222ZM246 220H247V218H246ZM124 221H126V222H124ZM14 222H18L19 223L18 220L13 221L12 223L14 224ZM32 222L34 224V221H32ZM38 222H40V220H38ZM7 223H9V222H7ZM7 223L6 222H4V223L0 222V229L2 230L3 227L5 228V227H8L9 225L11 226V228H14V227L16 228L17 226H20V227L23 226L22 223H21V225L18 224V225H13V226L10 223L7 226ZM26 223H28V222H26ZM45 223H47V222H45ZM3 224L5 226L1 227ZM142 224H144V225H142ZM26 225H28V226H26ZM227 225H225V228L227 227ZM30 226H29V224H25V228L26 227H30ZM46 226H49V225L46 224L45 226H42L44 228H41V230L42 229L45 230ZM251 226H253V224ZM32 227H33V225L31 226V229H29V230L27 228V230H28L27 232H30L31 234L28 233V235L25 236V234H24L25 231H26L25 228H23L24 229V232H23L24 236L22 235V231H20L21 233L20 232L17 233L18 235L21 234L20 238H21L22 241L19 240V241H21L23 243V245H21V246L19 245V242H18L19 236H17V234L15 233L16 234L15 236H17V237H15L14 236V232H12L15 228L13 230H9V228L8 229L5 228V230L6 229L9 230V231H11V233L9 231H8L9 233H6V234L3 233L4 235H7V237L4 236L5 239H3V240L4 241L7 240L8 242L9 241L10 242L7 244L4 241H2L1 239H0V242L2 241V242H4V246H5V244H6V246H8V247L5 246L6 249L9 248V249H7V251H5V253L9 251V253L12 252V254H13L14 253L13 251H15V254H13V255L10 254V256L12 255L11 256L12 257L11 260L15 259L13 257L21 256L20 252L22 253V251H23V254H24V253L27 252L26 250H29V249L33 248L32 247L33 246L32 243L34 242V240L33 241L31 240V236L34 237L35 235H37V234H34V231H35V233H39V234L42 233V232L41 231L38 232L39 225H38V228H37V226H36V228L35 227L32 228ZM102 228H104V227H102ZM225 228L222 229V230H225ZM240 228H241V226H240ZM263 228H264V226H263ZM50 229L51 228H49V230ZM106 229H107V227H106ZM17 230H19V229H17ZM39 230H40V228H39ZM47 230H45L44 234H48V236H49V234H50L49 232L50 231L48 232ZM258 230L260 231V229H258ZM234 231H235V229H234ZM253 231H254V229H253ZM261 231L260 232H256V233H262ZM217 233H219V234H217ZM246 233H248V232H246ZM10 234H13V235L8 238V236ZM223 235L225 236V234H223ZM250 235L251 234H249V236ZM28 236H30V237H28ZM42 236L41 237L39 236V237L42 238ZM44 236H46V235H44ZM59 236H61V235H59ZM245 236L246 235L244 234V237ZM25 237H26V239H25ZM27 237L30 238V239L27 240ZM47 238H50V237H47ZM261 238H264V235ZM37 239H39V238H37ZM60 239L62 240L61 237H60ZM73 239H76V238H73ZM238 239H240V238H238ZM251 239L252 238H248V241H250ZM26 240L28 241L29 244L27 242L25 243ZM42 240L43 241L40 240L41 243H43L45 241V238L42 239ZM65 241H66V239H65ZM69 241H71V240L69 239ZM262 241L264 242V239H262ZM228 242L229 241H227V243ZM41 243L39 242L40 245H37L38 243L36 244L37 246H39L38 248L43 247V245H41ZM26 244H28V245H26ZM70 244H71V242H70ZM47 245H49V244H47ZM201 245H204V253H205L204 256L201 253V251H202L201 250L202 248L200 249ZM4 246H2V247L4 248ZM70 246H72V245H70ZM87 246H89V245H87ZM47 247H49V246H47ZM74 247H76V246H74ZM228 248H227V250H228ZM37 250H36V252H33L34 249H32V250H30L31 252L29 251L30 252V253H28L29 255L27 253L24 254V256L33 255V256L29 257V258L25 257V260L23 258H22L23 259L22 260L20 257L19 258L16 257L17 261H18L17 263H16L15 260L9 261L8 263L9 264L10 263L14 264V262H15V264H23L24 261H25V264H27V262H28L27 260L28 259L32 260L33 258L36 257V255H37L36 253H38ZM66 250H68V249H66ZM232 251H233V249L231 250V252L229 251V254H231V256H229L230 258L233 255L235 256V254H237L236 251H233V252ZM3 254L4 253H2L0 255L2 256ZM10 256H7V258H9ZM24 256H22V257H24ZM229 257H227V258H229ZM40 258H42V256ZM68 258H72V261L71 260H67ZM223 258H222V260H224ZM230 258L227 259V260H230ZM232 259H231V261L233 262ZM4 260H5V263H7L6 259H4ZM240 260L242 262L241 264H264V252L260 253V250L258 251L256 249H254V250L253 249H250V250H246L245 249V251H242V253L240 255ZM2 261H3V259H2ZM2 263L3 262H0V264H2ZM219 263L222 264L224 262H222V263L219 262ZM31 264H33V263H31Z\"/></svg>",
  "mask_w": 264,
  "mask_h": 264
},
{
  "label": "built area",
  "instance_id": "3",
  "mask_svg": "<svg viewBox=\"0 0 264 264\" xmlns=\"http://www.w3.org/2000/svg\"><path fill=\"white\" fill-rule=\"evenodd\" d=\"M247 1L249 3L238 10L237 21H233L234 28L237 22L238 28L244 27L217 36L186 35L176 28L157 32L132 26L120 19L116 6L107 7L106 1L100 2V9L107 10L108 15L91 34L94 46L85 55L87 59L83 60L82 68L88 75V81L98 78L102 84H108L113 91L122 94L168 92L189 82L202 83L213 74L220 75L204 74L207 64L214 59L211 49L204 43L221 44L222 38L229 36L227 40L244 37V44L250 45L248 41L257 39V34L249 32L259 25L264 35V0ZM236 9L231 6L230 14L233 15ZM244 18L248 20L244 21ZM245 32L247 34L242 35ZM54 37L50 38L52 44L55 43ZM261 50L264 51V47ZM222 61L218 59L216 63ZM260 65L263 67V61ZM60 80L59 77V92L64 97L66 92Z\"/></svg>",
  "mask_w": 264,
  "mask_h": 264
},
{
  "label": "water",
  "instance_id": "4",
  "mask_svg": "<svg viewBox=\"0 0 264 264\" xmlns=\"http://www.w3.org/2000/svg\"><path fill=\"white\" fill-rule=\"evenodd\" d=\"M105 1L116 6L119 16L137 24L157 29L172 25L176 29L216 30L227 28L230 7L246 0ZM97 4L98 0H0V103L20 88L12 81L9 59L50 34L64 32L67 36L76 14Z\"/></svg>",
  "mask_w": 264,
  "mask_h": 264
}]
</instances>
